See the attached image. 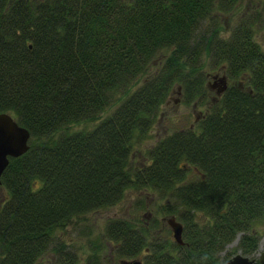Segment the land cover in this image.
I'll use <instances>...</instances> for the list:
<instances>
[{"label": "trees", "instance_id": "obj_1", "mask_svg": "<svg viewBox=\"0 0 264 264\" xmlns=\"http://www.w3.org/2000/svg\"><path fill=\"white\" fill-rule=\"evenodd\" d=\"M240 1L0 0V111L30 132L28 149L10 156L1 175L0 264H34L57 229L115 204L127 188L165 197L158 210L182 223L183 243L160 235L155 215L111 217L102 235L117 264H218L238 232L237 249L256 251L264 49L249 17L227 37L219 28V15ZM159 55V70L133 87ZM206 58L234 81L193 126L162 136L134 163L135 144L175 85L186 103L207 98ZM112 104L90 128L58 132ZM54 245L57 264H77L65 242ZM91 248L84 264H103L101 243Z\"/></svg>", "mask_w": 264, "mask_h": 264}, {"label": "rangeland", "instance_id": "obj_2", "mask_svg": "<svg viewBox=\"0 0 264 264\" xmlns=\"http://www.w3.org/2000/svg\"><path fill=\"white\" fill-rule=\"evenodd\" d=\"M219 16V28L221 35L224 37L230 34L233 26L242 18L249 17L253 19V35L264 49V0H241L232 10L223 12ZM206 60L207 65L204 70L207 73V98L202 101L195 99L190 103H186L182 101L180 89L175 85L167 100L160 105L148 136L135 144L131 155L134 163L142 161L144 150L155 144L162 136L177 129L193 126L202 114L206 112L210 104L214 102L213 100L222 92L224 88L221 77L224 76V71L219 67H210L207 58ZM162 61L163 58L159 55L147 72L138 77L133 87L139 84L146 76L157 72ZM233 81V79L226 78V85L231 84ZM114 106L115 104L106 107L96 118L82 119L67 127H63L58 132L64 131L65 128L68 130L90 128L99 118L112 110ZM194 175L195 172L191 169L188 178ZM4 193V188L0 186V203L3 200ZM165 200V197L150 188H127L123 197L115 204L75 216L64 228L57 229L55 231L56 238H54L53 242L55 243L58 239L65 242L67 249L76 253L77 264H84L86 256L92 252L91 241L97 240L101 243L100 254L102 255L103 264H117L118 260L114 258L110 251L112 244L107 242L102 235L107 220L111 217L122 216L147 222L151 216L155 215L159 221L158 223H161L163 227V231L161 230L158 233L173 238L172 229L165 220L166 215L163 217V214L158 210V205ZM250 232L258 236L257 249L250 254V257L257 260L262 250H264V218L255 221L250 228ZM154 233L155 230L152 234ZM240 234L241 232H238L225 245L220 252L221 259L240 251L237 249ZM54 243L34 264H57Z\"/></svg>", "mask_w": 264, "mask_h": 264}, {"label": "water", "instance_id": "obj_3", "mask_svg": "<svg viewBox=\"0 0 264 264\" xmlns=\"http://www.w3.org/2000/svg\"><path fill=\"white\" fill-rule=\"evenodd\" d=\"M223 88L225 78L221 77ZM30 132L18 123V121L7 111H0V183L1 175L8 164L10 156H18L24 153L29 146ZM172 229L173 238L177 243L182 244V223L171 215L166 218ZM255 259L247 254L237 252L222 260L218 264H253ZM259 264H264V250L258 257ZM121 262L127 264H142L139 258L122 259Z\"/></svg>", "mask_w": 264, "mask_h": 264}]
</instances>
